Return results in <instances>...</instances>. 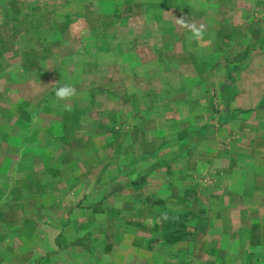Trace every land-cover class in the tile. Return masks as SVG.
Returning <instances> with one entry per match:
<instances>
[{"label":"rangeland","instance_id":"1","mask_svg":"<svg viewBox=\"0 0 264 264\" xmlns=\"http://www.w3.org/2000/svg\"><path fill=\"white\" fill-rule=\"evenodd\" d=\"M208 1L0 0V264H98L99 253L88 252L95 211L126 212L111 197L149 196V178L140 181L143 167L131 163L149 134L195 126L199 136L219 134L229 116L236 125L223 131L264 134L257 122L264 119V43L238 27L264 20V12L239 17L235 0ZM193 23L204 26L198 41L190 39ZM244 69L241 93L234 86ZM65 84L77 94L57 100L54 91ZM166 143L174 148L177 137ZM256 143L262 152L251 159L263 153L264 182V141ZM233 175L223 173L221 190ZM157 180L174 185L177 174L165 168L150 179ZM170 216L152 247L192 229Z\"/></svg>","mask_w":264,"mask_h":264},{"label":"crops","instance_id":"2","mask_svg":"<svg viewBox=\"0 0 264 264\" xmlns=\"http://www.w3.org/2000/svg\"><path fill=\"white\" fill-rule=\"evenodd\" d=\"M235 1L239 17L264 12V4H259L261 0H254L253 4L248 0ZM208 3L211 4V0ZM242 21L238 27L245 28L246 38L252 36L255 43H264V20L255 19L248 24ZM230 68L231 63L228 66L224 64L225 75L228 76ZM245 70L238 71V82L234 86V90L241 93L247 92L239 88L240 78L246 76ZM244 101L239 97L238 105L242 107ZM259 103H254L253 108L264 106ZM182 104L179 101L174 103L175 113L180 114ZM233 106L229 105V108L236 107ZM230 118L223 117L221 134L201 132L199 136L194 132L197 130L195 126L188 128L187 134H182L177 128L176 135L161 131L148 135L146 145L138 151L140 156L131 163L135 168L143 167L140 181L144 183V178H149L143 189L149 196L129 195L125 200L111 197L112 202L128 205L126 212L119 210L106 216V210L95 211L99 216L95 217L94 235L90 238L95 243L88 252L99 253L98 264H108V258L110 261L114 258L115 264H260L264 260V195L262 191L257 192L264 183L261 181L263 153L251 159V153L262 152V147L256 142H263L264 134L223 131L230 125H236ZM263 121V118L257 120L259 124ZM237 125L245 123L237 117ZM171 137H177L174 148L166 143ZM221 142L224 148H219ZM165 168L177 174L174 185L165 180L150 181ZM129 171H125L127 177L131 174ZM225 172L235 175L231 177L233 181L227 190H221L220 178ZM207 174L213 181L201 183ZM127 185L129 187L131 182ZM104 203L108 204V200ZM170 214L187 221L192 229L189 228L190 231L177 243L160 241L152 247L153 241L165 237L166 229L162 222ZM106 223L108 228L102 229Z\"/></svg>","mask_w":264,"mask_h":264},{"label":"clouds","instance_id":"3","mask_svg":"<svg viewBox=\"0 0 264 264\" xmlns=\"http://www.w3.org/2000/svg\"><path fill=\"white\" fill-rule=\"evenodd\" d=\"M181 23H184V21H181ZM187 27L189 28V31L191 32L190 39L193 40H200L204 35V26L196 24H188ZM77 94L75 87H73L71 84H65L63 86L58 87L54 91V96L57 100L60 101H66L73 97H75Z\"/></svg>","mask_w":264,"mask_h":264}]
</instances>
